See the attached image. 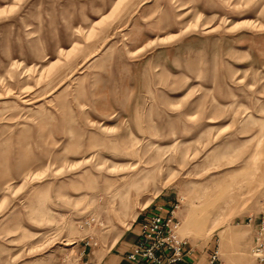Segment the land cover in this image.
<instances>
[{
  "label": "rangeland",
  "instance_id": "rangeland-1",
  "mask_svg": "<svg viewBox=\"0 0 264 264\" xmlns=\"http://www.w3.org/2000/svg\"><path fill=\"white\" fill-rule=\"evenodd\" d=\"M160 201L255 264L264 0H0V264H82Z\"/></svg>",
  "mask_w": 264,
  "mask_h": 264
},
{
  "label": "built area",
  "instance_id": "built-area-1",
  "mask_svg": "<svg viewBox=\"0 0 264 264\" xmlns=\"http://www.w3.org/2000/svg\"><path fill=\"white\" fill-rule=\"evenodd\" d=\"M175 207L169 217L153 215L142 224L137 245L129 254L133 262L180 264L185 260L189 253L186 248L189 243L178 235L179 222L175 216ZM254 236L252 256L255 264H264V215ZM208 264H222L218 251L210 255Z\"/></svg>",
  "mask_w": 264,
  "mask_h": 264
},
{
  "label": "crops",
  "instance_id": "crops-1",
  "mask_svg": "<svg viewBox=\"0 0 264 264\" xmlns=\"http://www.w3.org/2000/svg\"><path fill=\"white\" fill-rule=\"evenodd\" d=\"M172 201H160L152 209H144L134 223L125 231L120 238L107 250L94 251L82 264H138L129 258L130 252L137 245L142 224L147 222L153 215L169 217L174 209ZM176 216V214H175ZM189 253L180 264H208L213 250L202 249L188 244ZM140 264H149L147 262Z\"/></svg>",
  "mask_w": 264,
  "mask_h": 264
}]
</instances>
